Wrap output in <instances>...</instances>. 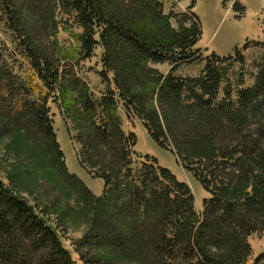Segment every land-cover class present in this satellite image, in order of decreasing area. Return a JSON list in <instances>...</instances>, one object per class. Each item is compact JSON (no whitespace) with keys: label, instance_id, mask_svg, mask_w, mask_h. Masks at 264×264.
<instances>
[{"label":"trees","instance_id":"16d2710c","mask_svg":"<svg viewBox=\"0 0 264 264\" xmlns=\"http://www.w3.org/2000/svg\"><path fill=\"white\" fill-rule=\"evenodd\" d=\"M194 4L167 14L163 0H0L1 20L30 64L28 82L21 81L0 52V124L33 132L64 177L93 203L76 249L86 264H246L249 238L264 234V55L254 85L235 99L225 89V98L216 101L225 79L221 63L229 57L211 54L198 77L177 75L180 65L197 59L202 28ZM58 13L72 15L82 28V58L102 46L99 75L108 82L111 72L116 90L97 98L71 50L61 64ZM259 45L264 48V41ZM156 64L169 65V72ZM55 89L76 130L80 165L103 180L100 196L63 162L47 106ZM119 107L186 163L209 194L201 215L191 188L153 157L145 155L142 167L132 168L135 135L121 128ZM263 262L264 252L252 264ZM0 264H76L56 227L2 181Z\"/></svg>","mask_w":264,"mask_h":264},{"label":"rangeland","instance_id":"374dc122","mask_svg":"<svg viewBox=\"0 0 264 264\" xmlns=\"http://www.w3.org/2000/svg\"><path fill=\"white\" fill-rule=\"evenodd\" d=\"M190 3L191 0H163V10L167 14H182L188 11ZM192 11L198 16L202 28L195 47L197 59L180 65L176 74L182 77H198L203 74L205 59L211 54L221 58L229 57L228 62L221 63L225 79L222 80L216 101L220 102L225 98V89H229L231 97L235 99L237 91L254 85L258 66L264 55V48L259 45L264 41V0H195ZM1 19L3 17L0 12V52L3 60L13 76L28 82L29 61L21 53L16 35ZM56 21L58 30L55 39L58 47L64 52V58L60 57L61 64L66 63L65 56L71 50L73 55L70 59L79 62L77 71L97 98H101L108 89L116 90L111 72L108 73V82H104L99 75L104 69L101 61L104 52L102 46L97 44L90 57L82 58L78 53V38L82 34V28L70 14L58 13ZM171 23L176 27L177 19H171ZM98 37L99 34H96L95 39L98 40ZM237 50L238 60L234 58ZM153 67L163 74L170 70L167 64H156ZM38 95L34 93L32 99L38 98ZM56 99L55 89L48 94L47 106L56 139L63 151V162L70 174L83 181L93 195L100 196L103 193V180L95 178L80 165V146L75 139L76 130L65 120ZM117 115L124 132L135 135L136 143L131 152L134 162L132 168H141L145 155L153 157L157 166L168 168L179 181L191 188L195 198V211L201 215L203 201L209 198V194L193 177L191 171L187 170L186 163L175 154L169 144L159 146L142 120L136 117L127 118L122 107H119ZM37 140L33 132L26 133L20 129L15 130V127L0 124V181L33 205L56 227L63 246L70 251L76 264H86L80 259L76 249L88 230L93 203L79 192L75 184L72 185L64 177L57 163L42 150L39 144L41 139ZM249 242L255 251H264L263 233L251 236ZM250 261L249 259L248 264Z\"/></svg>","mask_w":264,"mask_h":264},{"label":"crops","instance_id":"0c3cea01","mask_svg":"<svg viewBox=\"0 0 264 264\" xmlns=\"http://www.w3.org/2000/svg\"><path fill=\"white\" fill-rule=\"evenodd\" d=\"M250 244H251V242H250ZM251 247H252V255L250 256V264H252V262H253V260H254V258H256L259 254H261V253H263L264 251L262 250V251H255V249H254V247H253V245L251 244ZM252 258V259H251ZM248 262H249V260L247 261V263L246 264H248ZM262 264H264V262L262 263Z\"/></svg>","mask_w":264,"mask_h":264}]
</instances>
